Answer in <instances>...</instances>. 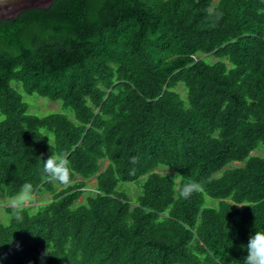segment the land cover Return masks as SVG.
I'll list each match as a JSON object with an SVG mask.
<instances>
[{
	"label": "trees",
	"instance_id": "trees-1",
	"mask_svg": "<svg viewBox=\"0 0 264 264\" xmlns=\"http://www.w3.org/2000/svg\"><path fill=\"white\" fill-rule=\"evenodd\" d=\"M13 83L65 112L29 113ZM0 113V192L50 195L23 223L4 208L0 264H242L264 231V0L21 12L0 21ZM52 153L69 187L43 174ZM189 180L204 190L185 200Z\"/></svg>",
	"mask_w": 264,
	"mask_h": 264
},
{
	"label": "clouds",
	"instance_id": "clouds-1",
	"mask_svg": "<svg viewBox=\"0 0 264 264\" xmlns=\"http://www.w3.org/2000/svg\"><path fill=\"white\" fill-rule=\"evenodd\" d=\"M49 140V139H48ZM51 146V143L49 141ZM43 161V174L52 181L59 183L64 187H69L72 184L73 170L69 165L67 154H54ZM137 158H132V163L135 164ZM184 180V176L177 173L172 180L174 185H179V182ZM2 187V185H0ZM204 190V182L189 180L178 187V195L185 200L190 199L193 195L199 194ZM34 196V187L30 182L24 183L18 192L8 198L5 203L10 209L11 218L18 223H23L24 213L32 201ZM241 207V206H240ZM246 250L247 256L242 261V264H264V231H255L250 235L247 245H242ZM45 256L50 254V245L46 249Z\"/></svg>",
	"mask_w": 264,
	"mask_h": 264
},
{
	"label": "rangeland",
	"instance_id": "rangeland-1",
	"mask_svg": "<svg viewBox=\"0 0 264 264\" xmlns=\"http://www.w3.org/2000/svg\"><path fill=\"white\" fill-rule=\"evenodd\" d=\"M13 85L22 96L23 101L27 104L29 113L37 116H45L52 112L53 113L65 112L62 109V103L60 101L53 102L46 98L39 97L36 94H32V95L27 94L22 90L21 86L19 85L17 86L15 83H13ZM67 114L70 118H73V115L70 112H68ZM3 118L4 116L0 113V121L3 120ZM164 169L167 170L166 168ZM92 182L93 180L89 181L88 184L90 185V183ZM140 183L141 180L138 183H121L118 185V188L127 190L129 187L138 186V190H137L138 192ZM135 195H137V193ZM10 197L11 196L6 195L4 192H0V224H6L9 221V216L5 213L4 208L7 206L5 201ZM49 197L50 195L48 193H44L42 195H37V196L34 195L32 200L38 201V199H48ZM37 201H35L34 203H36ZM216 204H217L216 201H214L213 199L204 197V204H203L204 207L206 206L216 207Z\"/></svg>",
	"mask_w": 264,
	"mask_h": 264
},
{
	"label": "water",
	"instance_id": "water-1",
	"mask_svg": "<svg viewBox=\"0 0 264 264\" xmlns=\"http://www.w3.org/2000/svg\"><path fill=\"white\" fill-rule=\"evenodd\" d=\"M54 0H0V21L15 20L21 12L29 9L47 10Z\"/></svg>",
	"mask_w": 264,
	"mask_h": 264
}]
</instances>
